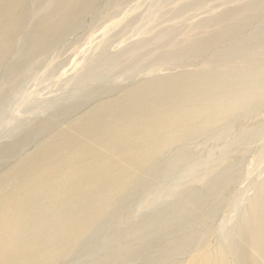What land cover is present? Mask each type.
Segmentation results:
<instances>
[{
	"label": "rangeland",
	"instance_id": "374dc122",
	"mask_svg": "<svg viewBox=\"0 0 264 264\" xmlns=\"http://www.w3.org/2000/svg\"><path fill=\"white\" fill-rule=\"evenodd\" d=\"M62 1L0 0V264H264V0Z\"/></svg>",
	"mask_w": 264,
	"mask_h": 264
},
{
	"label": "bare ground",
	"instance_id": "6f19581e",
	"mask_svg": "<svg viewBox=\"0 0 264 264\" xmlns=\"http://www.w3.org/2000/svg\"><path fill=\"white\" fill-rule=\"evenodd\" d=\"M58 1L62 5H67L68 4L67 1L66 2L65 1L60 2L61 0H58ZM216 6H218V5L216 4L215 7ZM255 7L259 8L260 7L259 3ZM52 19H53V17L49 18L50 21H52ZM212 19H214V18H212ZM55 27H58V25H55ZM55 33H56V30L52 29L50 31V33L45 38L46 39H50L52 37V35L55 34ZM157 38L160 39L163 44H167L168 43V41L164 37L162 38L161 36H157ZM243 79L245 80L246 77H244L242 79L237 77V80L241 81V83H243L242 85H246L248 83H252V82H254L256 80V79H253L251 77H247V79H246L247 81L242 82ZM201 87L206 89L207 87H209V84H204ZM192 93L193 92L191 91L189 94L191 95ZM263 193H264V186L263 187L258 186V191L256 193V197L255 198L256 199H258L260 197L264 198V194ZM252 210L254 211V213L256 215V220L251 225L250 232L252 233V235L249 238V241H250V244L252 245V247L254 248V250L258 254H260L261 256H264V220H263L264 218H262L264 208L262 206H254V201H253ZM206 261H208V258H206ZM207 264H214V263L209 258V262H207ZM221 264H226L225 260H223V262Z\"/></svg>",
	"mask_w": 264,
	"mask_h": 264
}]
</instances>
